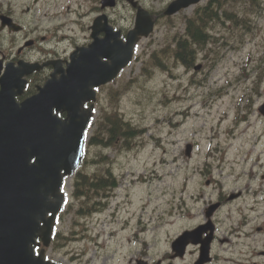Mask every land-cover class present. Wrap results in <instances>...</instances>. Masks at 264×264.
Listing matches in <instances>:
<instances>
[{
    "label": "rangeland",
    "instance_id": "obj_1",
    "mask_svg": "<svg viewBox=\"0 0 264 264\" xmlns=\"http://www.w3.org/2000/svg\"><path fill=\"white\" fill-rule=\"evenodd\" d=\"M192 10L190 7L170 20L172 32L184 29L181 18ZM255 19V34L245 40L240 50L209 47L211 57L217 60L215 65L201 57L197 62L202 64L199 71L172 65V75L161 70L149 78L140 75L139 82L131 84L121 100L115 101L123 117L139 126L143 135L130 149L106 151L116 159L112 170L119 178V188L106 201V211L101 215L94 211L77 215L79 204L71 195L73 180L68 181V199L57 226L60 237L65 238L48 250L51 260L59 264H129L144 255V250L161 258L178 233L205 219L209 202L237 190L245 194L219 211L221 237H229L228 231L236 230L244 218L249 225L242 235L251 232L254 225H264V193H258L264 191V119L257 111L263 98L254 94L253 100L249 99L251 81L242 74L243 68L252 69L264 57V12ZM166 27L142 43L137 53L140 60L145 46L160 42ZM141 67V61L133 62L118 82L128 84ZM260 93L264 94V84ZM247 102L254 103V107L242 121L240 116ZM97 117L98 113L96 121ZM188 143L194 146L191 157L185 155ZM209 180L213 183L206 185ZM179 205L189 210L173 214ZM113 211L117 212L115 218L111 216ZM127 213L148 222L147 246L144 240L142 245L130 243L136 230L123 229ZM161 213L166 217L157 219ZM190 214L194 222H189ZM93 234L95 241L90 237ZM231 239L233 242L219 248L221 260L217 264H233L235 245L241 246L242 254V245L250 241H254L256 249L264 248V234L252 235L242 245L240 238ZM248 254L240 257L244 261L240 264L249 260ZM191 260L188 257L178 264H190Z\"/></svg>",
    "mask_w": 264,
    "mask_h": 264
},
{
    "label": "water",
    "instance_id": "obj_2",
    "mask_svg": "<svg viewBox=\"0 0 264 264\" xmlns=\"http://www.w3.org/2000/svg\"><path fill=\"white\" fill-rule=\"evenodd\" d=\"M198 1L200 0H178L171 12ZM144 22L140 14L137 28L141 31ZM141 31L138 33H142ZM132 36L137 35L134 32ZM135 41L136 38L127 46V53L121 49H111L106 53V57L112 60L109 69H99L96 61L99 50L90 55L94 65L92 67L90 63L88 69L91 86L113 80L128 65ZM23 88L24 82L14 79L9 72L1 81L0 169L3 167L7 170L10 167L14 172L12 179L6 180V183L0 181V202L1 194H6V204H0V210L2 213H8L9 210L12 220L15 217L11 230H15L16 234H11L16 244L12 247H0V251H10L15 264H52L45 260L44 250L38 256L35 255L33 244L37 237H42L45 247L51 243L54 220L64 203V194L61 192L63 179L72 175L80 163L89 116L74 121L69 134H53L61 126L57 125L54 118L51 119L50 112L54 107L58 109L69 104L74 117L77 108L85 101L81 83L70 78L57 86L51 84L42 90V95L19 104L16 97L22 93ZM35 130L42 131V135L33 138L34 134L31 132L35 133ZM32 144V149H29ZM33 156L37 158V162L27 167ZM191 234L194 233H187L185 236ZM209 244L210 241L202 249L204 258L201 264L209 254ZM2 257L3 254L0 253V264H9L7 256L5 259Z\"/></svg>",
    "mask_w": 264,
    "mask_h": 264
},
{
    "label": "flooded vegetation",
    "instance_id": "obj_3",
    "mask_svg": "<svg viewBox=\"0 0 264 264\" xmlns=\"http://www.w3.org/2000/svg\"><path fill=\"white\" fill-rule=\"evenodd\" d=\"M141 6H145L149 11H163L167 5L168 0H156L154 4L150 3L149 0H137ZM80 8L76 6L73 13L76 17L71 20H66L68 14L63 15L60 11L55 13L45 10L43 15L39 13V9L45 8L46 6H52V3H46L42 0H30L29 4L26 5L21 12L7 9L2 14L10 16L17 23L22 21H30L29 23L24 22L23 30L17 34L16 38H10V41L16 40L17 38L22 39V44L18 46L15 51H10L7 48V44L2 45L3 49L0 50V59L7 63H14L18 65L20 61L34 63L45 66L39 72L34 71L30 76L27 77V86L25 94L31 96L37 92L39 87H42L54 74L55 65H51L55 61H60L59 65H56L59 69L60 78L65 75L67 68L66 63L69 60L71 53L77 48L87 46L91 41L93 30L91 26L94 24L97 17H100V25L98 31V38L103 39L106 35L104 31V25L107 22L108 27L118 29L122 34V38L125 39L126 34L135 21L137 10L128 3L126 0H117V5L114 8L102 6V0H82ZM86 7L82 8V7ZM69 8V7H68ZM77 8L79 10H77ZM1 15V14H0ZM158 16V15H157ZM125 19L128 24L124 27L118 25V18ZM154 18V16H153ZM156 19V18H154ZM0 21V30H1ZM57 32L54 35L52 33ZM63 33L62 37L59 38L58 42H55V37L59 33ZM3 36H13L12 33L6 28ZM83 38V41L79 43V40ZM55 42L56 50L51 51L46 49V45ZM65 42L70 49H65L63 54H60V45ZM27 43L29 45L27 46ZM90 104H86L85 108L89 107ZM57 116L65 121L68 117L66 112H59ZM257 231L261 232L262 228H257ZM206 234L203 236V238ZM223 242L219 236H215L214 242ZM193 252H195V262L199 257V247L192 246ZM250 255L255 258L256 255L264 258V250H257L249 248ZM142 257V255H141ZM171 252L166 254V257L158 261L161 264H173L175 261H170ZM212 262L210 264L213 263ZM151 262V264H157V262Z\"/></svg>",
    "mask_w": 264,
    "mask_h": 264
},
{
    "label": "trees",
    "instance_id": "obj_4",
    "mask_svg": "<svg viewBox=\"0 0 264 264\" xmlns=\"http://www.w3.org/2000/svg\"><path fill=\"white\" fill-rule=\"evenodd\" d=\"M218 0H210L209 6L198 8L197 15L193 17L190 21L186 23L187 34L190 41L188 40H180L178 43V53L177 58L182 60L186 65L193 64L197 55L195 54V45L201 47L204 43H207L208 40H211V36L208 34V28L212 23H216L219 19L218 12L210 10L213 5L217 3ZM237 2L241 4H249L251 8L254 10H259L263 0H238ZM209 7V8H208ZM242 22V20H241ZM246 26L243 23V27ZM103 129L108 133L110 137H108L109 142H114L119 136L124 138L129 137V133L131 130V126L127 123H124L120 120V117L111 116L107 119V123L104 125ZM104 144V139L100 136L95 135L91 141L90 146H101ZM101 162L99 165H103L105 162L101 157ZM95 178H89V176L79 173L76 182L79 183L76 187V195H79L80 192L85 189H91V191H95L96 194L111 189L115 186L114 177L112 176L111 171L104 167H98L96 173L94 174ZM107 179V180H106ZM110 185H108L110 182ZM85 185V186H84ZM84 186V187H83ZM83 187V188H82Z\"/></svg>",
    "mask_w": 264,
    "mask_h": 264
}]
</instances>
